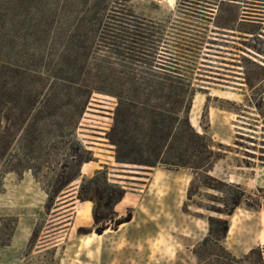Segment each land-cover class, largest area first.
Here are the masks:
<instances>
[{"label":"rangeland","instance_id":"374dc122","mask_svg":"<svg viewBox=\"0 0 264 264\" xmlns=\"http://www.w3.org/2000/svg\"><path fill=\"white\" fill-rule=\"evenodd\" d=\"M215 2L0 0V264H219L209 246L192 251L207 215L228 220L220 244L237 259L228 263L264 264L249 252L264 249V116L251 102L261 99L264 114V58L247 46L264 51V18L242 17L264 15V0ZM168 63L190 76V121L218 150L195 181L187 168L119 163L105 137L114 98L94 88L101 73ZM70 153L89 159L48 201ZM95 168L125 188L117 216L131 214L100 233L92 202L76 196ZM199 179L236 183L240 203L230 214L208 209L219 192Z\"/></svg>","mask_w":264,"mask_h":264},{"label":"trees","instance_id":"16d2710c","mask_svg":"<svg viewBox=\"0 0 264 264\" xmlns=\"http://www.w3.org/2000/svg\"><path fill=\"white\" fill-rule=\"evenodd\" d=\"M234 1L236 0H217L215 3L232 4L235 3ZM243 9H245L242 12L244 18L258 20L264 18L262 17L264 15L260 14H257L260 16L247 15L250 14L247 13V8ZM236 14L232 17L233 20ZM247 46L264 58V51L250 43ZM169 64L141 73L129 69H121L117 73L102 72L100 82L94 88L114 98L111 121L105 130V137L113 146L115 161L134 164L140 169H148L155 165L187 168L192 173L191 181H195L199 177L198 171L206 172L211 167L218 150L212 148L211 139L198 131L190 121L192 97L195 92L190 76L181 71L177 65ZM257 65L264 69V64ZM244 78L251 92L254 84L247 75ZM251 102L257 114L264 116L259 107L261 99L257 98ZM82 151L87 153L88 149L83 148ZM70 158L71 169L67 175L62 178V175L56 173L49 179L48 201H52L54 195L79 174V165L89 159V155L70 153ZM198 181L219 192V195H211L219 205H208V209L230 214L240 203L242 190L236 183L219 181L222 185H216L203 182L201 179ZM234 187L236 189H233ZM124 191L125 188L121 183L109 179L106 168H95L89 175L80 178L76 196L92 202L91 216L95 224L94 229L99 233L109 224L117 225L131 217L129 211L126 215L117 216L113 209ZM53 192L55 194H52ZM206 218L207 233L194 246L192 250L194 256L198 258L201 251L209 246L205 252L206 257L211 256L212 259L219 261V264H230L228 262L234 257L229 256L220 244L228 228L227 218L217 215H207ZM213 222L215 226H212ZM213 248L217 251H212ZM253 250L258 251L259 258L264 255V249L256 247L251 248L249 252Z\"/></svg>","mask_w":264,"mask_h":264},{"label":"bare ground","instance_id":"6f19581e","mask_svg":"<svg viewBox=\"0 0 264 264\" xmlns=\"http://www.w3.org/2000/svg\"><path fill=\"white\" fill-rule=\"evenodd\" d=\"M93 233H94L95 235H96V234H99L98 232H93Z\"/></svg>","mask_w":264,"mask_h":264}]
</instances>
